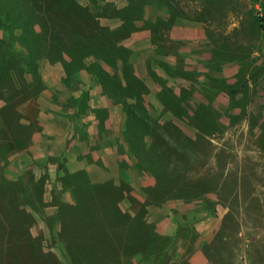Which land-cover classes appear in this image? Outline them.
<instances>
[{
    "label": "rangeland",
    "instance_id": "rangeland-1",
    "mask_svg": "<svg viewBox=\"0 0 264 264\" xmlns=\"http://www.w3.org/2000/svg\"><path fill=\"white\" fill-rule=\"evenodd\" d=\"M0 9L16 23L0 26V264H129L125 249L152 246V264H186L208 242L227 253L220 234L264 264V0ZM26 23L58 59L23 63Z\"/></svg>",
    "mask_w": 264,
    "mask_h": 264
},
{
    "label": "trees",
    "instance_id": "trees-1",
    "mask_svg": "<svg viewBox=\"0 0 264 264\" xmlns=\"http://www.w3.org/2000/svg\"><path fill=\"white\" fill-rule=\"evenodd\" d=\"M12 18H13V16L7 15L6 11H3L2 9H0V23H1L0 26L5 27L6 29H10V27H11V30H13V27L16 26V23L13 21ZM260 26L264 27L261 24H260ZM21 28H22V36L20 38H18V39L15 38V40L18 41L19 43H21V45L23 47H27L28 51L25 50V52H22V54L24 55V56H22L24 64L26 63V61H25L26 58H29L28 55H30L32 57V60H33L32 64H34V60H37L40 57H45L48 60L58 59V58L53 57L52 55H50L47 51H46L45 54L43 52H36L37 47H43L44 48L46 45L41 44V42L37 38L36 33L33 30L32 24L26 23V24L22 25ZM24 44H25V46H24ZM2 47L4 48L3 50L6 52V55L10 54V56H12L14 54L13 49L11 47H9L8 45L3 44ZM2 58L3 57L1 56L0 69L4 72L6 70V66H5V63L2 60ZM100 66H101V64H98L99 68H100ZM84 68H85V66H82V67H79L78 70L79 69H84ZM235 91H236V89H231L229 91V93L232 95ZM17 126H19V128L22 129V131L25 128L20 123H18ZM87 194H88V192H87ZM201 194H203V193H197V191H196V193L194 192V195H192V196H193V198H199V197H201V196H199ZM89 196H90V194H89ZM172 196L173 195L170 194V195L165 196L163 199L172 198ZM96 201L97 200L93 198V199H91V203L92 204L91 203L88 204L86 202V198L85 199H80L79 198V200H78V196H77L76 201L73 202V204L75 206L78 204V208H79L78 210L81 212L82 220L85 219L88 216L87 218L89 220L86 221L87 223H85V224H88L89 226H96V225H98V222H100L99 221L100 219L98 218V215L96 214V211H95L97 206L93 205V203L96 202ZM114 201H115V199L114 198H110V196H108V195L104 196L103 200L100 201L101 202L100 209L103 210L104 212H107L105 214L107 218L115 217L116 215L118 216V213H117L116 209L113 207V202ZM52 235L54 236V232L53 231H52ZM96 249L91 248L89 250V255L91 257L95 258V259H96V256L98 255V250L96 251ZM158 251H159V249L155 248L154 246H152L151 249L149 248V249L144 250V251L143 250H139V249L138 250H134V251H132L130 249L129 250L125 249V252H127V256L129 258V261H128L129 264H143L141 262L142 259H144L147 262V264L155 263L156 259L154 258L155 260L150 262V260H148L146 258V254L148 252V255H151V254L154 255V253L156 252L155 254L158 255V253H159ZM162 251H164V249ZM67 257L69 258L70 255L68 254Z\"/></svg>",
    "mask_w": 264,
    "mask_h": 264
},
{
    "label": "crops",
    "instance_id": "crops-1",
    "mask_svg": "<svg viewBox=\"0 0 264 264\" xmlns=\"http://www.w3.org/2000/svg\"><path fill=\"white\" fill-rule=\"evenodd\" d=\"M239 234H241V232L238 231V229L235 230L234 238H236L237 235ZM219 239L222 243H227L226 244L228 246L227 253H221L220 250L213 247V245L210 242H208L202 245V247H199V248L196 247L195 249H193L190 254L185 256L184 260L190 264H218V260L225 261L224 264H247L246 261L242 262L238 258V257H241V258H244V257L239 254L238 247L236 246L237 244H234L235 246L228 245L231 240L230 236H228L227 234H220ZM206 249L210 252L212 258L204 257L205 258L204 262H202L200 261L199 256L197 255V252L200 250L205 252ZM245 256L248 257V254ZM246 257L244 258V260L246 259Z\"/></svg>",
    "mask_w": 264,
    "mask_h": 264
}]
</instances>
